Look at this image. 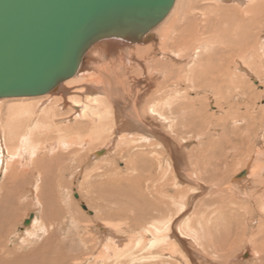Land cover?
Here are the masks:
<instances>
[{
	"label": "bare ground",
	"instance_id": "obj_1",
	"mask_svg": "<svg viewBox=\"0 0 264 264\" xmlns=\"http://www.w3.org/2000/svg\"><path fill=\"white\" fill-rule=\"evenodd\" d=\"M216 2L223 5L219 4L214 8L217 12L210 15L204 8L199 11L201 7L197 0H175L167 16L153 29L154 37L157 34L159 41L154 38L142 43L101 41L88 51L77 73L63 81L58 91L0 98V173L4 176L0 184V264H215L207 257L212 253L229 258L228 264H242V254L230 258L232 246L236 245L231 237L237 216L246 219L241 218L242 224L238 226L243 231L246 227L244 232L253 234V227L257 224L260 230L258 237H253L250 232L251 236L244 240L252 246V257L248 262L244 261L245 264H251L253 259L264 264V201L243 211L238 204L234 207L216 206V199H211L213 203L202 199L205 211L194 206V213L188 214L199 190L209 188L206 183L212 179L210 177L223 170L227 172L235 159L220 160V154L207 157L209 161L205 157L208 147H203V157L188 160L184 152H190L194 139L184 137L190 129L178 125L181 115L171 107L172 96H167L161 106L156 101L164 89L154 93L146 100L149 105L140 109L142 95L137 91L140 88L138 83L145 81L143 90L149 91L161 69L166 71L162 88L170 80L180 83L186 74L190 87L213 90L214 100L223 101L229 109L245 105L242 94L246 89H254L251 80L260 78L258 82L262 79L264 84V0ZM209 3L205 8L212 10ZM189 18L192 23L181 30L178 22ZM126 50L132 55L128 56ZM135 50L140 57L143 56L142 59H148L146 56L155 50L159 52L154 55L160 54L161 57L141 61L133 55ZM130 63L138 64L139 74H132L136 70L128 69ZM122 73L129 80L120 79ZM72 88L81 93L77 94ZM134 91L138 94L132 95ZM257 93L258 98L264 95L262 91ZM6 100L10 101L4 103ZM67 103L72 109L61 113ZM189 104L192 103L184 104L180 113L188 115ZM223 119H226L225 128H234L238 139L243 141L246 135L258 133V129L264 127V107L256 115L249 107L238 111L236 116L229 110ZM154 120L171 132L159 128L160 124ZM172 138H177L181 144ZM256 144L259 147L251 150L249 157L242 160L230 178L225 176L215 184L224 183L229 192L245 199L258 195L260 191L264 193V179L261 177L264 174V143L259 139ZM153 146L166 155L177 188L175 195L181 197L177 200L173 195V202L166 203L138 197L140 201L135 202L138 218L132 221L133 225L126 224L136 231L126 230L124 223H113L121 217L120 211L107 206L123 195L126 197L128 191L123 188L124 183L137 179L138 196L144 193V189L151 188L143 187L141 178L120 177L124 171L120 172L118 167L108 166L105 162L97 166L99 172L91 169L97 158L105 160V154H112L115 160L127 154V163L135 167L145 166L147 160L152 164L151 158L137 149H153ZM223 156L227 158L226 154ZM164 161L165 158L163 161L159 158L158 164ZM203 168L215 172L207 176ZM73 174L75 177L87 175L80 184L81 190L96 216L87 217L86 212L79 211L77 206L82 199L75 201L73 191L62 188L72 183L67 177ZM97 177L101 180L98 181ZM85 182L89 187L87 190L83 187ZM185 184H191V187L187 188ZM104 185L119 187V197L111 193V189L103 191L101 186ZM155 188L158 191L149 192L153 196L163 191L162 187ZM26 201H29V210L34 211L33 217L28 225L23 223L25 227L12 232L13 237H10L11 227L20 211L18 203ZM55 201L63 211L57 208ZM252 202L257 201L253 199ZM254 205L259 209L253 210L257 207ZM42 209L51 215L48 217L51 222L46 218L45 222L41 220ZM56 214L64 216L58 224L53 221ZM258 214L261 217L256 219ZM230 215L231 223L223 226L219 218ZM213 218L218 220L210 225ZM226 227H230L227 231L232 236H221L222 240H218L216 237ZM8 237L9 242L11 239L16 241L15 247H8ZM205 237L211 240L204 242Z\"/></svg>",
	"mask_w": 264,
	"mask_h": 264
},
{
	"label": "rangeland",
	"instance_id": "obj_2",
	"mask_svg": "<svg viewBox=\"0 0 264 264\" xmlns=\"http://www.w3.org/2000/svg\"><path fill=\"white\" fill-rule=\"evenodd\" d=\"M187 1H191V0H187ZM197 1H199L200 7H201L200 8L201 10H199V11L202 12V8H204V10L207 11V13L210 15H213V13L217 12L214 8L219 7L220 5H223L222 2L221 3L216 2V0L215 1L212 0L214 3L210 0H197ZM209 2H211L212 10H208L209 8H205V6L208 7V5H210ZM202 5H204V6L202 7ZM178 23L180 24V26H182V27H179L182 30L185 27H189V24L192 23V20L190 18L184 19ZM215 33H218V31H215ZM154 39L155 40L158 39V41L160 40L157 34H156V37H154ZM136 49H137V47H136ZM158 52H159V50H155L152 54L146 56V57H148V59L147 58L142 59L141 57H143V56L140 57V55L138 54V52H136V50L133 52V55L138 60H141V61L144 59L153 61L154 57H156V55H154V54L158 53ZM125 53L128 56L132 55L128 50H126ZM158 57H161L160 54H158L156 58H158ZM146 61H144V62L146 63ZM149 62H151V61H149ZM125 65H127V64H125ZM128 69L136 70L135 73H134V71H132V74H134V75L137 73L139 74V70H137V69H139L137 63L136 64L130 63ZM157 74H158L157 80L155 81V83H153L154 85L147 92H145L146 90H143L146 82L141 80L138 83V87H140L141 89L139 88L137 91H138L139 95H142L141 96L140 109L142 106L147 107L149 105L148 103H146V100L148 98L150 99V97L154 93H157V92L161 91L162 89H164L161 91L162 93L158 95V98L156 99V101L159 102V104H160L159 106H161V102H163L167 96L171 95L172 96V99H171V102H172L171 105L172 106L171 107H172V109H174V111H177L176 112L177 114L181 115V118L178 119V121H179L178 125L181 127H185V128H183L185 130L190 129L189 131H187L186 134H184V137H187L189 139H194L192 141L193 144L190 146V152H188V151L184 152V154L187 156L188 160H189V158H193V157H196L197 159H198V157H203L201 155V154H203L201 151V149L203 147H208L207 153L204 152V154L206 153V156H205L206 158L211 157L213 155L214 156H220V154H222L220 156V160L225 161L227 159H229V160L235 159V163L233 164L232 168L227 170V172L225 170H223L221 172V174L220 173H214L212 175V173L215 171H211V168L208 169V171L203 168L202 171L206 172L207 176L212 175L210 177L212 179H210V181L206 183L209 187V188L206 187V189H208V190H206V189L203 191L199 190L198 194L194 193L195 195L197 194L196 200L193 203L192 207L190 208L188 214L194 213V211H195L194 206L201 208V212L205 211L202 199L205 200V202L213 203L211 201V199L214 198V199H216L215 201L218 202L215 204L216 206H218V205L219 206L220 205H230L231 207H234L235 204H238L239 205L238 208L240 210H243V211H245V209H248V207L252 204H259L261 201H264L263 191H260L258 195L254 194L251 197H249L248 199H245V198L238 197L237 195H233L231 192H229V190L225 187L224 183H222L221 185L219 183L215 184L219 180H222L225 176L227 178H230L231 174L233 172H235V170L241 166L242 160H244L245 158L247 159L249 157L250 152H252L251 150L252 149L255 150V148L257 149L259 147L256 144V142L258 143L259 139L262 140V144L264 143V127L258 129L259 131L262 130L260 132L258 131V133H251L249 135H246L245 139L242 141V140L238 139V137L234 131V128H229V129H227V127L225 128L226 119H223V117L228 115L229 110L233 113V116H236L238 111H244L246 109V107L250 108L251 113L253 115H256V113H259V111L264 107V95L261 98H258V93H257L259 91L264 92V84L262 82V79L259 82H258V79L260 80V78H258L257 81L251 80L252 81L251 84H253L254 89L252 90L249 88V89L244 90V93L242 94V96L244 97V100L246 102L245 105H241V106H237V107L235 106L232 109H229L228 106L224 105L223 101L219 102V101L214 100L215 94H214L213 90L206 89L205 87H196V88L190 87V85L187 81V78H186V74L184 76V79L180 80V83H177L174 80H170L169 84H167L165 88H162L161 83L166 80V71L164 69H161L157 72ZM121 76L122 77L120 79L125 78L123 80L126 81V78H127L126 74L124 73V75H123V73H122ZM123 76H125V77H123ZM256 78L257 77H255V79ZM127 80H129V79L127 78ZM74 85H76V84H74ZM75 89L76 88H72V90H74L77 94L81 93L79 90H75ZM196 92H200V93H196ZM138 93L134 91L131 94L136 95ZM9 101L10 100H6V101H4V103H7ZM31 101H35V100H31ZM149 102H151V101L149 100ZM188 102L192 103L193 105L189 104V111H187L188 115H183V113H180V112L182 111V107L184 106V104H186ZM209 102H211V104H209ZM12 103H13V105H15V102H12ZM51 105L54 106L53 104H51ZM163 107H162V109H163ZM171 107L167 108L168 111L171 109ZM61 109H63V108H61ZM70 109H72L71 104L67 103V106L63 110H61L62 111L61 113H63V112L66 113ZM185 117H187V118H185ZM154 121L160 124V126H158V127L161 128L162 130L165 129V131L167 133L171 132V131H169V129H166L162 125L161 122H158L156 120H154ZM186 126H187V128H186ZM188 126H189V128H188ZM253 129L256 130L255 126L253 127ZM192 131H193V133H192ZM257 135H259V136H257ZM171 137H175V135L171 134ZM172 139L175 140V138H172ZM175 141H177V143L179 142V144H181L180 140H177V138ZM252 141H254V142H252ZM117 145L123 146L120 143H118ZM100 147L101 146H99V148ZM125 149H131V148L126 147ZM153 149L151 147L147 148V149L142 148V147L137 149V150H141L144 154H147L148 155L147 157L148 158L150 157L152 160V164H150V162L147 160V163L143 167L141 165L135 167L133 165L128 164L127 159L129 157V155H127V154L118 158V160H115L112 154H110V156L112 155L111 157L108 154H105V155H103V156H105V160L100 161L97 158L95 165L91 169V171L94 170L97 173L100 171V169H98V167H99L98 165H100L101 163L104 164V162H105L108 164V166L113 165L114 167H118L120 169V172L124 171V172L120 173V175H119L120 177H122L124 175H129L130 177H133V178H141L143 180V187L149 186L151 188V189H148V188L144 189V193H142L141 195L138 196L137 195L138 190L136 189L137 179H134L133 181L128 182V183H124L123 188L125 190L127 189V191L129 192V193L127 192L128 196L126 195V197H125V195H123L122 198L116 199L117 201L112 202V203H110V206H107V208L111 207L114 210L116 209V210L120 211V213H119V214H121L120 215L121 217H119L120 219L116 218L115 220H113V223H117V224L118 223H124V229H126V230L136 231L133 228H128L126 224L128 222H130L131 225H133L132 221L134 219L138 218V213H139L138 208H137L138 205H136L135 202L138 203V201H140L141 198H144L147 201L151 200V199H155V200H159L160 202L166 203L168 201L173 202V199H172L173 195H174V198L177 200L180 199V197H181V196L175 195L176 194L175 191L177 190V188L174 187L173 175L170 172V170L168 169V165L166 162V160H167L166 155L162 154L161 151L158 148H155L154 146H153ZM239 150H240V153H239ZM223 154H226L227 158L224 157ZM237 154H240V155L236 156ZM194 155H197V156H194ZM159 158L161 159V161H163V158H165V161L163 164H158ZM212 158H211V160H212ZM187 163H189V162H187ZM128 169H129V171H128ZM86 176L87 175H85V174H81L80 176H77V177H75L74 174L71 176L69 175L67 177V179H69V180L71 179L72 183H70L68 181L69 183L66 184L62 188L71 189L73 191V199L75 201H79L80 198L82 199V201L81 200L79 201V204L77 202V204H78L77 209L78 210L80 209L79 211L82 210L81 212H83V211L86 212L85 214L88 215L87 217H90V216L94 217V216H96L95 215L96 212H93L95 210L89 204H87L88 201L84 198V196H83L84 191L81 190L82 185H80V184L84 183L83 181L85 180ZM105 176H107V175H105ZM3 177H4L3 174L0 173V184H1V181L3 180ZM261 177H262V179H264V174H262ZM97 179H98V181H100L101 177H97ZM184 182H186V181H184ZM202 182H204V181H202ZM202 182H200V183L203 186H206L205 183L203 184ZM70 185H71V187H70ZM185 185H187V188L191 187V184H185ZM263 185H264V183H263ZM263 185H260V186L263 188ZM113 186L114 185H112V186L104 185L101 187H102L103 191L104 190L107 191L108 189H111L112 190L111 193H115L116 196L119 197V194H120L119 187H117V186L113 187ZM156 186H158L159 188L162 187L163 191L161 193L157 194L156 196H153L149 192L158 191V189L155 188ZM83 187L86 190L89 189L88 185L86 186V182H85V185ZM109 187H113V188H109ZM253 188H258V187L254 186ZM55 190H57V187L55 188ZM249 194H251L250 191H249ZM138 197H140V199H138ZM253 199H256L257 202L253 203L252 202ZM28 202L29 201H26L25 203H20V204L18 203L17 208H19L20 211L17 214L18 215L17 220H15V223L11 227V231L9 233L10 237H13L12 232L16 231L20 227L24 228L25 227L23 225L24 221L27 220L32 213H34V211L29 210V206L27 205ZM56 203H57V208H59V210L63 211L62 206L58 205V202L55 201V204ZM84 205H85V207H84ZM254 206H257V205H254ZM261 208L262 207H260V209ZM257 209H259L258 206L254 207L253 210H257ZM59 210L57 211V213H59ZM89 211L91 214H89ZM47 213L43 209L40 212L39 217H41V220L43 219L42 220L43 222H45L49 216L51 217V215H49V213L48 214ZM92 214H93V216H92ZM247 215L248 214H246L247 219H250V216H247ZM262 215H263V213H262ZM53 217H54L53 221L56 222L57 224L60 223L62 220H64V216H62L61 214L53 215ZM229 217L223 216V217H221L222 219L219 218V222H221V224L223 223L224 224L223 226H225L226 223H228V224L231 223L229 221H231L232 215H230ZM260 217H261V215L258 214L256 219H258ZM44 218H46V220H44ZM241 218L242 217H240V216L235 217L233 225L230 224V225L234 226L233 233L235 235L233 234V236H232V233L230 231H227V229L230 227H228V228L226 227V229L221 230L222 234L221 235L218 234V237H216V238L218 240H222L221 236H225V238H226V236H229V235L232 236L231 240L232 241L234 240L233 242H235L236 245L232 246V250L230 252V258L231 257L233 258V256H235L237 254H240V255L242 254V256L240 257L242 260L241 259L240 260H241L242 264H245L244 261L248 262L249 259L252 257L250 255L252 252L251 251L252 246L250 244L246 243L244 240L248 239V237L251 235L253 237L254 236L258 237V235L260 234V230L258 229V224L256 223L257 227H255L256 225L253 227V229L255 231L253 234L251 231L244 232L247 230L246 227H245L244 231L241 230L242 227L241 228L238 227V226H241V224H242L241 220L242 219L246 220L244 218H242V219ZM203 220H204V218H203ZM217 220L218 219L213 218L212 219L213 222L210 221L209 224L213 225L215 223V221H217ZM48 221L51 222L52 220L48 219ZM82 223L84 224V222H82ZM214 228L219 229V227H216V226H214ZM55 232H56V234H58L57 230ZM248 233H250L251 235ZM236 237H238L237 240H236ZM210 240H211V238H206V237L204 238V242H209ZM41 242L35 243V244L37 245V244H40ZM16 244H17L16 241L15 240L13 241L12 239L9 242V237H8V247L9 248L15 247ZM247 245H250V247H248ZM31 248H33V247H29V249H31ZM66 251H67V249H66ZM221 251H223V250H221ZM241 251H242V253H241ZM209 255L207 257L212 258V261L215 264H228L229 258L227 260V257L224 255H220V254L214 255L213 253L209 254ZM251 264H260V263L257 260L253 259Z\"/></svg>",
	"mask_w": 264,
	"mask_h": 264
},
{
	"label": "water",
	"instance_id": "obj_3",
	"mask_svg": "<svg viewBox=\"0 0 264 264\" xmlns=\"http://www.w3.org/2000/svg\"><path fill=\"white\" fill-rule=\"evenodd\" d=\"M175 0H0V98L58 91L97 43L148 42ZM85 207V206H84ZM33 214L25 220L28 225Z\"/></svg>",
	"mask_w": 264,
	"mask_h": 264
}]
</instances>
